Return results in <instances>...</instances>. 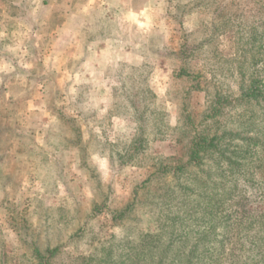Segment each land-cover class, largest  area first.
<instances>
[{
	"label": "rangeland",
	"instance_id": "obj_1",
	"mask_svg": "<svg viewBox=\"0 0 264 264\" xmlns=\"http://www.w3.org/2000/svg\"><path fill=\"white\" fill-rule=\"evenodd\" d=\"M262 97L264 0H0V264H264Z\"/></svg>",
	"mask_w": 264,
	"mask_h": 264
},
{
	"label": "trees",
	"instance_id": "obj_2",
	"mask_svg": "<svg viewBox=\"0 0 264 264\" xmlns=\"http://www.w3.org/2000/svg\"><path fill=\"white\" fill-rule=\"evenodd\" d=\"M248 89H242V93H244L245 95L249 96V97H253L256 98L261 94L262 90L257 89V90H253L252 93H250ZM264 99V97H262ZM214 137L208 139L207 137H203L200 138L201 141L200 142H196L195 146L193 147V149L190 151V157L193 158L194 160H198L201 159L202 155L207 152L208 148L211 147L212 145V140ZM209 141V142H208ZM206 142V143H205ZM214 146V145H212ZM247 217H249V215L253 218L252 223H255L257 221V218H261L262 220H264V212L260 213L259 216L256 215V213H251L250 211L246 213ZM259 220V219H258ZM253 226V225H251ZM250 226V227H251Z\"/></svg>",
	"mask_w": 264,
	"mask_h": 264
}]
</instances>
